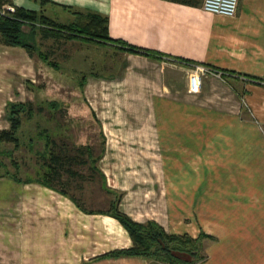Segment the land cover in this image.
I'll use <instances>...</instances> for the list:
<instances>
[{
  "label": "crops",
  "instance_id": "obj_1",
  "mask_svg": "<svg viewBox=\"0 0 264 264\" xmlns=\"http://www.w3.org/2000/svg\"><path fill=\"white\" fill-rule=\"evenodd\" d=\"M9 1L66 25L101 15L112 38L159 54L79 39L87 56L108 48L119 57L111 75L92 74L85 87L101 117L111 112L102 121V180L134 220L210 235L203 264H264V0H240L234 16L204 10V0ZM35 40L50 56L78 39L39 30ZM37 61L25 47L0 45V102L37 77ZM184 61L224 73L192 93ZM15 187L14 222L0 215V264H150L105 255L133 246L116 217L38 181ZM7 188L0 180V208Z\"/></svg>",
  "mask_w": 264,
  "mask_h": 264
},
{
  "label": "rangeland",
  "instance_id": "obj_2",
  "mask_svg": "<svg viewBox=\"0 0 264 264\" xmlns=\"http://www.w3.org/2000/svg\"><path fill=\"white\" fill-rule=\"evenodd\" d=\"M24 29L29 32L31 27L25 24ZM50 42L52 44V41ZM0 45H7L3 43L1 34ZM49 47L47 42L40 40L35 42V49L30 54L39 60L36 63L37 77L33 80L25 79L21 94L20 92L12 94L11 91L6 101L4 99V102H0V130L10 127L8 114L10 104L28 102L31 104L29 110L20 112L22 117V126L18 131L20 145L15 147L12 142L0 141V180L6 182L8 187L7 199L4 201L6 205L0 208V215L9 223L15 220L17 198L15 185L19 182L15 177L18 176L23 181L28 178L44 179L41 174L47 168H44L40 152L46 150L45 134H50L60 146H63L67 156L83 154L92 160L88 161L89 163L75 162L72 169L76 174H66L63 181H55L57 186L66 188L68 193L80 199L85 207L91 210H109L110 200L114 197L107 192V181L102 180L100 174L91 166V164L98 166L107 145L102 121L109 120L111 112L101 117L90 105L85 87L92 74L111 75L119 57L112 54L108 48L102 49L101 56H87L85 54L88 45L79 39L66 46L65 55L61 53L59 55L56 51L57 54L52 53L49 56L47 53ZM64 50L65 48L61 52ZM90 51L93 54L96 52L94 49ZM97 52L98 55L101 53L99 50ZM46 55L48 58H45ZM95 58L98 62H95ZM0 80V84H3L2 77ZM52 102H57L58 108H55ZM85 103L91 106L92 113L83 110ZM30 138L35 142L33 148L29 144ZM88 146L90 150L82 153L81 149L85 150ZM94 159H97L96 163ZM8 170L10 172H7Z\"/></svg>",
  "mask_w": 264,
  "mask_h": 264
},
{
  "label": "trees",
  "instance_id": "obj_3",
  "mask_svg": "<svg viewBox=\"0 0 264 264\" xmlns=\"http://www.w3.org/2000/svg\"><path fill=\"white\" fill-rule=\"evenodd\" d=\"M9 0H0V34L3 43L11 46H22L32 53L35 49V34L37 31L45 37L58 36L66 39H80L83 38L88 41L98 43H117L124 49L146 53L153 57H160L154 51L147 48L127 44L119 39H114L109 35L108 21L105 17L92 14L90 21L82 26L66 25L58 23L53 19L48 18L43 13L29 10L21 6H16L15 10H10ZM31 27L29 32H26L24 25ZM46 54V53H45ZM45 58H48L46 55ZM51 63V62H50ZM56 108L58 103L52 102ZM28 103H12L9 107L10 127L0 130V141H8L14 143L15 147L20 145V138L18 136L19 128L22 126L21 111L30 109ZM58 108V107H57ZM85 112L92 113V108L88 103L83 105ZM42 110L43 108L40 107ZM78 109V108H77ZM94 114V113H93ZM46 150L40 152L41 159H43L44 168L42 172L43 180H34L33 178L25 179L26 182L38 181L51 188L57 189L65 194H68L82 209L87 212L107 213L116 217L128 230L133 240V246L130 248H121L113 250L105 255L110 256H141L150 261V264H203L206 259V251L204 240L211 237L205 233H201L198 237H193L188 233L176 234L170 233L155 220H148L146 222H139L131 218L128 214L121 211L119 202L122 193L111 191L108 192L114 196L110 200L109 210L99 211L91 210L85 207L80 199L67 192L66 188H61L56 185L55 181H63L66 174H76L72 168L75 162L89 163L91 158H86L84 155L67 156L64 152L63 146H60L50 134H45ZM33 138H30V147L34 146ZM54 147H57L54 149ZM79 149V148H78ZM84 149V148H83ZM89 151L88 146L82 153ZM80 151V150H79ZM80 151V152H81ZM89 161V162H88ZM97 159H94L96 163ZM18 166V164H16ZM95 172L103 176L97 165H92ZM7 172H10L9 170ZM18 181H23L20 177H15ZM54 182V183H53Z\"/></svg>",
  "mask_w": 264,
  "mask_h": 264
},
{
  "label": "built area",
  "instance_id": "obj_4",
  "mask_svg": "<svg viewBox=\"0 0 264 264\" xmlns=\"http://www.w3.org/2000/svg\"><path fill=\"white\" fill-rule=\"evenodd\" d=\"M240 0H204L203 9L217 14H223L227 16H234L239 7ZM10 10L14 11L15 8L9 6ZM184 63L190 65L189 73V92L197 93L202 90L203 80L205 77L213 74L221 75L224 73L214 67L208 66L202 63Z\"/></svg>",
  "mask_w": 264,
  "mask_h": 264
}]
</instances>
